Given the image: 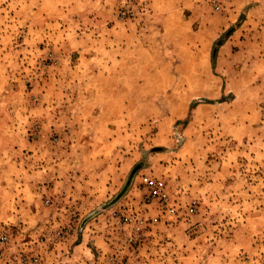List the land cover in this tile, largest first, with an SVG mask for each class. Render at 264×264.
<instances>
[{
    "label": "rangeland",
    "instance_id": "rangeland-1",
    "mask_svg": "<svg viewBox=\"0 0 264 264\" xmlns=\"http://www.w3.org/2000/svg\"><path fill=\"white\" fill-rule=\"evenodd\" d=\"M5 233L0 264H264V0H0Z\"/></svg>",
    "mask_w": 264,
    "mask_h": 264
},
{
    "label": "built area",
    "instance_id": "built-area-1",
    "mask_svg": "<svg viewBox=\"0 0 264 264\" xmlns=\"http://www.w3.org/2000/svg\"><path fill=\"white\" fill-rule=\"evenodd\" d=\"M141 187L146 191V199L147 203L153 204V202L157 201L156 203L159 204L161 209L168 215H174L176 212L175 206L170 204V200L165 193V186L164 182L156 179H152L149 176H144L141 181ZM47 205L50 202H46ZM113 216L118 219L119 223L125 225L128 223H135L137 224V231L134 236L130 237L129 241L131 244H137L140 242L142 238V234L140 233L143 229L141 226L142 224L145 225V221L142 218H138L137 216H129L124 214L121 211H116L113 213ZM77 216L74 214V218ZM158 218H155L151 221V225L158 223ZM145 229V228H144ZM64 228H59L56 230V237L57 239L64 238ZM44 241V240H42ZM9 242V234H1L0 236V260L3 258V253L5 246ZM45 242V241H44ZM17 264H43V257L40 253L34 252L33 250H29L28 252H23L18 258ZM112 264H123V262L114 260Z\"/></svg>",
    "mask_w": 264,
    "mask_h": 264
},
{
    "label": "crops",
    "instance_id": "crops-1",
    "mask_svg": "<svg viewBox=\"0 0 264 264\" xmlns=\"http://www.w3.org/2000/svg\"><path fill=\"white\" fill-rule=\"evenodd\" d=\"M78 249V248H77ZM42 251V252H41ZM63 251L65 252L66 250L63 249ZM40 254L42 255L43 257V260H44V264H59V260L60 258V261L63 263V264H72L74 263V261H76V256L75 255H70V257H63L64 254L62 251H59L58 252H50L48 249L46 250H42L40 249ZM58 253V254H56Z\"/></svg>",
    "mask_w": 264,
    "mask_h": 264
}]
</instances>
